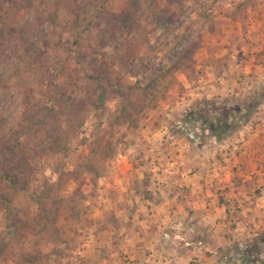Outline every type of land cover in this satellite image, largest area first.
I'll list each match as a JSON object with an SVG mask.
<instances>
[{"label": "rangeland", "instance_id": "1", "mask_svg": "<svg viewBox=\"0 0 264 264\" xmlns=\"http://www.w3.org/2000/svg\"><path fill=\"white\" fill-rule=\"evenodd\" d=\"M127 20L143 34L133 60L140 76L121 62L112 74L122 84L142 78L144 85L146 75L155 77L153 68L171 67L173 75L153 89L161 92L157 107L140 114L137 125L126 123L117 117L124 99L114 88L105 106L89 109L77 133L27 165L31 177L16 189L1 182L0 264L67 259L80 245L78 228L90 222L92 206L114 193L108 186L120 168L144 171L161 162L194 169L196 159H211L212 168L214 162L227 166L215 182L231 236L228 249L217 252L220 264H264V173L258 172L264 168V98L259 105L251 99L264 88V64L250 62L253 55L264 58L257 48L264 39V0H0L6 50L0 53L13 64L0 95L25 94L35 104L53 106L55 86L42 81V62L60 63L76 48L88 70L115 51L113 35L123 37ZM190 111L196 112L194 122H187ZM6 142L14 146L15 134ZM245 147L263 156L250 162L241 155ZM197 149L206 153L198 157ZM95 153L103 159L96 161ZM44 189L53 199L41 194ZM220 242L215 239V248Z\"/></svg>", "mask_w": 264, "mask_h": 264}, {"label": "crops", "instance_id": "2", "mask_svg": "<svg viewBox=\"0 0 264 264\" xmlns=\"http://www.w3.org/2000/svg\"><path fill=\"white\" fill-rule=\"evenodd\" d=\"M257 48L263 52L262 37ZM258 57L259 54L250 59L253 67L264 64V58ZM259 142L262 141L256 143ZM243 151L241 155L250 162L263 156V152L248 147ZM196 152L200 153L198 157L206 153L202 149ZM209 154L212 159L216 156L213 150ZM205 161L196 159L199 168L194 169L170 166L174 163L165 166L161 162L160 166L144 171L120 168L115 182H109L108 192L114 191L112 196L96 201L90 222L79 226V247L61 262L36 264H220L217 252L220 248L228 249L231 236L226 231L227 210L215 198V182L227 166L214 162L212 168ZM262 169L258 172L263 174ZM259 201L264 202V197ZM216 238L221 241L218 249L213 245Z\"/></svg>", "mask_w": 264, "mask_h": 264}, {"label": "trees", "instance_id": "3", "mask_svg": "<svg viewBox=\"0 0 264 264\" xmlns=\"http://www.w3.org/2000/svg\"><path fill=\"white\" fill-rule=\"evenodd\" d=\"M130 21L127 20L124 26L122 38L113 35L115 51L109 57L97 60L88 70L83 68L76 48L72 49L75 51L73 55L70 54L71 56H67L60 63L42 62L40 66L42 81L53 83V88L55 86L50 96L55 102L53 106L35 104L25 94L22 95L23 97L0 95V183L4 185L5 182L8 187L16 189L18 181H24L25 176L31 177L27 165L31 166L33 160L50 152L52 146H59L71 132L77 133L83 126L89 109L105 106L107 93L114 88L121 90L124 99L121 108L118 109L117 117L126 123L137 125L140 114L147 109L157 107L161 92L160 90L154 92L153 89L162 87L164 79L173 75L171 67H160L159 70L153 68L155 77L146 75L147 82L144 85H141L142 78H138L133 84H122L112 74L114 65L121 62L123 68L134 66V75L140 76L136 71L139 66L134 65L133 60L138 55L143 34L139 27L136 28V22L129 24ZM2 35L1 32L0 37ZM4 45V40L0 38V52L6 51ZM1 56L4 55L0 53V94H4L2 83L13 70V64L6 57L2 59ZM51 75L54 77L50 80L48 78ZM57 78L62 79L61 83H56ZM172 81L173 78L170 79L167 87ZM261 98H264V88L251 97L252 104L259 105ZM252 104L247 110L252 108ZM195 115L196 112L190 111L187 114V122L196 121ZM12 120H15V123H12ZM208 124H210V132L214 133L216 125L212 121ZM16 128H22L21 132L16 134ZM14 134L17 142L14 146H9L6 142L7 138ZM95 158L96 161L103 159L97 153ZM32 173H35L34 168ZM41 194L47 199H53L48 189L42 190Z\"/></svg>", "mask_w": 264, "mask_h": 264}]
</instances>
